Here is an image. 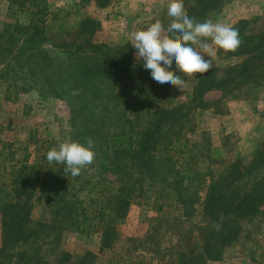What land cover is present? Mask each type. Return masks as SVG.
I'll return each mask as SVG.
<instances>
[{
	"label": "trees",
	"instance_id": "1",
	"mask_svg": "<svg viewBox=\"0 0 264 264\" xmlns=\"http://www.w3.org/2000/svg\"><path fill=\"white\" fill-rule=\"evenodd\" d=\"M231 1L183 0V4L190 18L204 22ZM110 2L98 0V5L106 7ZM48 3L49 0H19L22 10L42 14L36 17L38 21L46 17ZM171 19L165 20V30ZM246 24L241 20L233 25L242 43L235 52L224 53L240 60L224 68L213 65L208 72L197 74L188 101L168 99V85L157 83L149 70L135 63L125 48L129 43L114 47L91 43L90 51L85 53L74 49L60 53L38 46L44 30L37 22L0 29V65L21 90H37L67 101L73 141H94L92 167L102 162L105 171L126 173V178L133 175V169L145 168L150 182L174 175L176 179L169 185L187 181L191 186L195 164L203 157L200 150H195L197 141L188 136L194 129L195 113L199 109L222 112L220 106L227 97L255 98L264 86V26L255 31L247 29ZM100 27L101 20L87 16L78 31L94 34ZM18 33L20 36L15 37ZM216 89L223 92L222 96L207 99L206 94ZM40 149L37 142L36 150ZM50 149L38 153L34 162L28 155L17 159L16 150L8 152V182L1 178L0 171V264H48L41 256L44 247L58 249L64 232L81 229L84 224L100 232L102 247L109 248L118 236L119 221L127 216L136 197L137 187L131 182L114 193L108 185L98 182L97 187L92 184L85 202L73 191L64 165L47 160ZM177 164L186 166L185 170H177ZM199 179L201 193L198 189L176 197L187 215L199 216V222L192 225L198 230L197 241L181 249L169 247L162 251L155 241L157 228L146 237L134 239L136 248L140 243L148 252L163 258L157 264H207L241 238L246 223L264 220V139L250 160L236 157L224 165L218 176L208 167ZM38 205L49 210V220L34 218L33 210ZM216 223H222L220 231L214 230ZM186 232L192 233V229ZM89 257L95 255L88 252L78 264H86Z\"/></svg>",
	"mask_w": 264,
	"mask_h": 264
},
{
	"label": "rangeland",
	"instance_id": "2",
	"mask_svg": "<svg viewBox=\"0 0 264 264\" xmlns=\"http://www.w3.org/2000/svg\"><path fill=\"white\" fill-rule=\"evenodd\" d=\"M167 4L168 0H111L108 6L101 7L98 0H49L46 17L38 21L36 17H42V14L34 15L29 9L22 10L19 0H0V29L6 25L15 29L17 24L24 26L37 22L44 30L37 42L38 46L60 53L72 49L85 53L90 51L91 43L105 44L107 47L127 46L125 44L129 43L125 48L143 69V61L136 56V49L131 45V33L144 30L157 20L164 25L165 20L170 18ZM87 16L101 20V27L94 34H79L78 25ZM218 20L230 25L245 20L248 22L247 29L256 31L264 26V0H233L211 19L213 22ZM31 30L34 31V26ZM107 47H104L105 51H109ZM205 59L210 57L205 56ZM238 60L240 58L227 57L224 52L219 54L217 51L213 65L224 68ZM171 67L175 71L174 62ZM2 68L0 65V171L1 178L8 182L11 164L7 160L9 150H16L17 159L28 155L31 156L30 162H34L38 153L58 147L60 142L69 137L73 140V128L66 100L46 93L40 94L37 90L39 98H34L31 95L33 90H21ZM182 79L187 84L186 90L181 92L167 84L168 99L176 102L190 100L195 76L189 79L182 75ZM222 94L221 90L216 89L207 93L206 98L218 99ZM220 109L222 112L199 109L195 113L194 129L188 136L197 141L195 150H200L203 157L195 164L191 175L195 179L191 186L187 181L169 185L171 180L176 179L174 175L150 182L145 168L133 169V175L126 178V173L120 175L115 170L105 171L102 162L94 167L88 166L78 176L69 174L73 191L85 202L89 200L86 195L92 184L97 187L98 182L112 188L111 193L131 182L137 187L136 197L127 216L119 221L118 236L109 248L102 247L100 232L84 224L81 229L64 232L58 249L51 251L48 249L50 247L45 246L41 253L43 260L48 261V264H78L88 252H92L95 258H87L86 264H139L140 261L157 264L163 258L148 252L140 243L137 248L134 245V239L146 237L154 228H157L155 241L162 251L169 247L181 249L186 243L197 241L198 230L192 225L199 222V216L187 215L176 197L180 194L189 195L198 189L201 193L202 182L199 178L208 167L218 176L224 165L232 159L243 157L248 161L252 158L255 148L264 139V86L258 89L255 98L243 95L227 97ZM128 115H132L131 110ZM37 142L40 152L36 150ZM186 154L188 151L183 156ZM165 157L170 158L168 155ZM175 168L185 170L186 166L177 164ZM33 216L41 221L51 218L49 210L43 205L34 208ZM190 229L192 233H187ZM2 230L0 216V246ZM207 264H264V220L246 223L241 238L226 247L220 258L210 260Z\"/></svg>",
	"mask_w": 264,
	"mask_h": 264
},
{
	"label": "clouds",
	"instance_id": "3",
	"mask_svg": "<svg viewBox=\"0 0 264 264\" xmlns=\"http://www.w3.org/2000/svg\"><path fill=\"white\" fill-rule=\"evenodd\" d=\"M167 15L172 18L167 30L157 20L144 30L134 31L130 37L136 56L159 84H169L184 92L187 84L182 75L191 79L208 72L218 50L225 54L235 52L242 43L239 30L233 25L221 20L197 22L190 18L184 10L183 0H168ZM205 56L210 59H205ZM173 62L175 71L170 70ZM31 95L39 98L35 90ZM93 148L91 138L80 143L69 137L47 152V160L64 165L65 173L75 177L94 162L96 154ZM222 226V223H216L213 228L220 231Z\"/></svg>",
	"mask_w": 264,
	"mask_h": 264
}]
</instances>
